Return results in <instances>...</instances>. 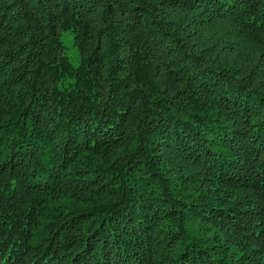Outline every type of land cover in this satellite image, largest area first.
Masks as SVG:
<instances>
[{"label":"trees","instance_id":"trees-1","mask_svg":"<svg viewBox=\"0 0 264 264\" xmlns=\"http://www.w3.org/2000/svg\"><path fill=\"white\" fill-rule=\"evenodd\" d=\"M0 264H264V0H0Z\"/></svg>","mask_w":264,"mask_h":264},{"label":"rangeland","instance_id":"rangeland-1","mask_svg":"<svg viewBox=\"0 0 264 264\" xmlns=\"http://www.w3.org/2000/svg\"><path fill=\"white\" fill-rule=\"evenodd\" d=\"M62 40L66 46L68 56L74 65L80 62V54L77 45L75 44L74 32L71 29L64 30L62 33Z\"/></svg>","mask_w":264,"mask_h":264}]
</instances>
